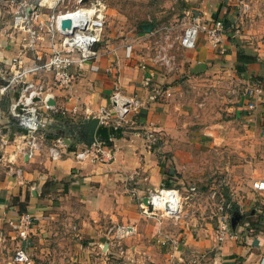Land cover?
<instances>
[{
  "label": "crops",
  "instance_id": "obj_1",
  "mask_svg": "<svg viewBox=\"0 0 264 264\" xmlns=\"http://www.w3.org/2000/svg\"><path fill=\"white\" fill-rule=\"evenodd\" d=\"M239 1L133 0L139 6L132 21L111 4L96 46L100 57L72 70L75 80L69 89L56 87L50 75L43 78L54 101L53 110L42 111L46 134L70 140L58 161L47 147L32 159L18 151L22 131L9 115L18 93L0 96V155L11 161L0 168L5 239L0 240V264H12L4 259L10 250L13 257L19 245L10 224L22 214L19 203L34 218L24 242L32 264H184L197 257L200 264H264V191L252 188L264 181V0H245L250 10L242 17ZM186 13L207 23L221 20L229 30L220 48L202 34L195 49L177 48L176 69L168 73L150 61L151 33L170 27L173 36H180ZM7 14L1 11L0 60L14 69L16 60H30L19 36L4 24ZM42 48L47 52L48 44ZM117 86L141 101L140 110L121 128L98 125L95 139H110L112 161L77 163L74 152L84 145L80 124L91 119L86 111H111ZM249 87L262 90L253 109L244 94ZM55 115L73 125L71 132L55 128L67 127ZM102 126L118 130L105 132ZM149 131L158 138L155 144L146 140ZM19 168L21 176L14 172ZM191 187L197 197H189ZM162 188L179 189L185 197L178 220L141 213L149 191ZM212 190L238 210L235 228L228 213L235 239L218 243L215 238L217 214L204 200ZM117 224L136 228L123 242L121 256L106 239L107 229Z\"/></svg>",
  "mask_w": 264,
  "mask_h": 264
},
{
  "label": "built area",
  "instance_id": "obj_2",
  "mask_svg": "<svg viewBox=\"0 0 264 264\" xmlns=\"http://www.w3.org/2000/svg\"><path fill=\"white\" fill-rule=\"evenodd\" d=\"M37 0L36 5H28L26 0H0V17L3 8H9L11 20L9 26L12 32L19 36L20 48L23 54L29 55L30 62L16 60L14 69H7L0 60V96L17 90V98L9 107V115L16 120L22 134L16 148L27 159H32L47 147L50 158L58 161L66 147L63 138L48 137L46 134L47 120L42 111L53 110L47 102L53 100V95L46 91L43 78L49 76L53 84L60 89H69L75 80L73 69H80L84 64L94 62L100 57L97 44L106 28L107 4L104 0ZM72 2V7L67 8ZM240 17L246 15L249 4L245 0L238 2ZM186 25L180 36H173L170 27H160L153 31V53L149 57L152 63L164 66L168 73L176 69V49L193 50L199 36L202 34L214 48H220L229 28L221 20L205 22L199 16L190 17L185 14ZM184 18V20H185ZM189 18V19H187ZM48 44L45 52L42 44ZM128 54L131 46L127 47ZM223 53V51L221 52ZM262 90L259 87L245 88L244 94L250 100L248 107L253 109ZM165 96H171L169 91ZM111 111L100 110L98 113L86 111V118H97L100 125H110L121 128L129 123L128 116L138 113L142 103L134 96L124 95L119 86L111 94ZM18 106L22 111L17 112ZM149 145L158 140L153 131L146 135ZM96 141L94 144L83 145L74 152L77 163L98 162L107 163L113 160L114 151L110 144ZM4 144V143H3ZM3 146V145H2ZM11 161L0 155V168L9 167ZM21 176V169L14 171ZM252 188L264 191V181L252 183ZM189 197H197V189H188ZM215 196V194H212ZM147 205L141 207V213L146 217L157 219L178 220L183 211L184 199L182 192L176 188H162L149 191L146 196ZM230 202L219 199L217 203V230L215 238L218 243L226 239L237 238L231 231L228 221ZM19 245L14 250L12 264H32L24 242L34 226V218L29 213H22L11 222ZM136 234L135 226L117 224L106 231L109 248L121 256L124 251L123 242ZM0 240L4 236L0 231ZM184 264H200V258Z\"/></svg>",
  "mask_w": 264,
  "mask_h": 264
},
{
  "label": "rangeland",
  "instance_id": "obj_3",
  "mask_svg": "<svg viewBox=\"0 0 264 264\" xmlns=\"http://www.w3.org/2000/svg\"><path fill=\"white\" fill-rule=\"evenodd\" d=\"M27 1V4L28 5H36V1L37 0H26ZM105 3L107 4V7H109L111 4L116 6L119 13L126 16V17H129L128 20H131L130 19V16L133 14V12L138 9V6H139V2H133V0H104ZM66 4L68 5L67 8H71L72 7V2L71 3H67ZM143 7L140 6V9H142ZM5 11H10L9 8L5 7L3 8ZM11 14H7L5 17H4V24L5 25H9V20L11 19ZM108 18V16H107ZM127 20V22H128ZM107 22H108V19H107ZM107 22H106V26H107ZM106 31V30H105ZM214 190V189H213ZM209 191V193L205 194V202L210 206V211L211 212H214V214L216 213L217 214V203H218V200L220 199V196L217 195L218 193L215 194V196H213V192L214 191ZM218 191H220L219 189H217ZM208 192V191H207ZM215 202V203H214ZM184 207V205H183ZM216 209V210H215ZM3 248V247H1ZM9 255L10 257H8L7 259L5 258L4 261L6 263V261H9L11 262L12 261V250H10L9 252Z\"/></svg>",
  "mask_w": 264,
  "mask_h": 264
},
{
  "label": "water",
  "instance_id": "obj_4",
  "mask_svg": "<svg viewBox=\"0 0 264 264\" xmlns=\"http://www.w3.org/2000/svg\"><path fill=\"white\" fill-rule=\"evenodd\" d=\"M87 1L88 0H82L81 2L85 3ZM143 28L145 29L146 32H150L151 31V27H149V26H143ZM47 105L48 106H54V101L53 100H49L47 102ZM22 109H23L22 106H18L16 111L17 112H21ZM80 125L83 126V128L85 129L84 133H83V137H84V141L83 142H84V144L87 145V146H90V145L94 144L96 142L95 132H96V129H97L98 125H99L98 119L97 118H91L90 120L85 119V120L82 121V123ZM55 128L60 129L64 134L68 133V129H66L65 127H55ZM63 140H64L65 145H69L70 140L68 138L64 137ZM144 204L145 205L148 204L147 203V198H145ZM239 218H240V215L232 216V219L230 220V224H231L232 228H235L236 223L239 220Z\"/></svg>",
  "mask_w": 264,
  "mask_h": 264
},
{
  "label": "trees",
  "instance_id": "obj_5",
  "mask_svg": "<svg viewBox=\"0 0 264 264\" xmlns=\"http://www.w3.org/2000/svg\"><path fill=\"white\" fill-rule=\"evenodd\" d=\"M55 118H56L57 120L62 121V123H64V126L67 125L66 129H68V131L71 132L70 129L73 128V125H72V124H71V128H70V127H69L70 124H69L67 121H65L60 115H55ZM65 124H66V125H65ZM102 127L105 128V129H104L105 132H110V133H114V131H117V130H118V129H115V128H113V127H104V126H102ZM106 142H107V140H106ZM15 201H16V200H15ZM15 201H14V202H15ZM19 206H20L19 212H20V213H25V212H26V209H25L24 203H19ZM228 213H229L231 216H236V215H238V210H237V208L235 207V205H231V207L228 209Z\"/></svg>",
  "mask_w": 264,
  "mask_h": 264
}]
</instances>
